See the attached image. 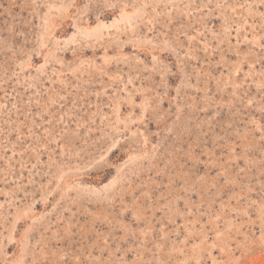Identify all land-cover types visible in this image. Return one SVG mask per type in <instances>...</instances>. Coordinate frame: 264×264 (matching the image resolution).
Here are the masks:
<instances>
[{
    "label": "rangeland",
    "instance_id": "374dc122",
    "mask_svg": "<svg viewBox=\"0 0 264 264\" xmlns=\"http://www.w3.org/2000/svg\"><path fill=\"white\" fill-rule=\"evenodd\" d=\"M0 264H264V0H0Z\"/></svg>",
    "mask_w": 264,
    "mask_h": 264
},
{
    "label": "bare ground",
    "instance_id": "6f19581e",
    "mask_svg": "<svg viewBox=\"0 0 264 264\" xmlns=\"http://www.w3.org/2000/svg\"><path fill=\"white\" fill-rule=\"evenodd\" d=\"M127 18V17H126Z\"/></svg>",
    "mask_w": 264,
    "mask_h": 264
}]
</instances>
